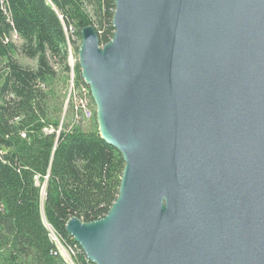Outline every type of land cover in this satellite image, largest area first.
Here are the masks:
<instances>
[{"label":"water","instance_id":"1","mask_svg":"<svg viewBox=\"0 0 264 264\" xmlns=\"http://www.w3.org/2000/svg\"><path fill=\"white\" fill-rule=\"evenodd\" d=\"M77 63L118 194L65 231L93 264H264V0H113Z\"/></svg>","mask_w":264,"mask_h":264},{"label":"trees","instance_id":"2","mask_svg":"<svg viewBox=\"0 0 264 264\" xmlns=\"http://www.w3.org/2000/svg\"><path fill=\"white\" fill-rule=\"evenodd\" d=\"M113 11V0H0V264H69L49 229L74 250L73 264H93L64 225L106 214L124 162L99 135L94 111L86 122L73 107L69 121L60 117L68 44L86 25L107 42ZM18 53L35 66L20 64ZM73 72L69 83L89 98L77 62Z\"/></svg>","mask_w":264,"mask_h":264},{"label":"rangeland","instance_id":"3","mask_svg":"<svg viewBox=\"0 0 264 264\" xmlns=\"http://www.w3.org/2000/svg\"><path fill=\"white\" fill-rule=\"evenodd\" d=\"M13 40H14V42L17 45H20L21 40H18L16 38H13ZM79 43L80 42L78 41V42H76L75 45L78 46ZM75 45L74 46L71 45V44L68 45V46L71 47L72 50H71V57L69 55H67V62H68L69 68H70V72L67 75L68 76V80L66 81V84H65V87H64V90H63V92L65 93V97L66 98H65V103H64L65 104L64 111H63V113L61 114V117H60V123L62 125L65 124V122L69 121L72 118V101H71L70 98L68 99V93H69V87H70V84H69L70 77L72 79L73 76H75L74 75L75 72H73V66L77 62V50L76 51L74 50L75 49ZM15 58L20 64L25 65V66L34 67L35 64H36V60L35 59L27 58L26 56L22 55L21 53L15 54ZM71 71L73 72V76H71ZM86 90H88V87H87ZM88 92H89V90H88ZM90 101H92L91 97H90ZM92 104H93V102H92ZM93 106H94V104H93ZM93 111H94V109H93ZM85 124H84V126H85ZM42 191H43V189H42ZM42 196H43V193H42ZM66 251L63 252L65 257L67 255H70V253H71L69 250H66ZM72 258H73V255L71 256V259ZM72 261H73V259H72Z\"/></svg>","mask_w":264,"mask_h":264},{"label":"built area","instance_id":"4","mask_svg":"<svg viewBox=\"0 0 264 264\" xmlns=\"http://www.w3.org/2000/svg\"><path fill=\"white\" fill-rule=\"evenodd\" d=\"M69 84L70 87H69L68 99L70 98L72 101V107L74 112L73 118L75 119L81 118L85 121H88L87 106L89 105V103L88 101H86V97L84 96V94H82L81 91H77L75 89V83H69ZM44 131H52V130L48 128H44ZM60 241L63 240L60 238ZM64 248L65 251L69 250L71 252L70 255H68L69 259H71V256L74 255V250L65 243H64Z\"/></svg>","mask_w":264,"mask_h":264},{"label":"bare ground","instance_id":"5","mask_svg":"<svg viewBox=\"0 0 264 264\" xmlns=\"http://www.w3.org/2000/svg\"><path fill=\"white\" fill-rule=\"evenodd\" d=\"M69 45V44H68ZM68 55L71 57V47L68 46ZM71 76H73V72L71 71ZM88 87V86H87ZM87 92V91H86ZM86 94V93H85ZM91 97V96H90ZM89 97V98H90ZM89 98L86 97V101H88L89 105L87 106V114H88V118H90L93 115V108L91 106V102L89 100ZM92 100V99H91ZM95 114V112H94ZM50 232V238L54 241V243L57 245V249L59 251V253L65 258V260L69 263V264H73L72 259H69L68 255L65 257L63 252L65 251L64 245L60 242V240L58 239V237L55 235V233L49 229Z\"/></svg>","mask_w":264,"mask_h":264}]
</instances>
